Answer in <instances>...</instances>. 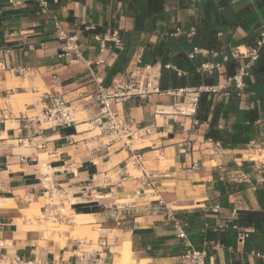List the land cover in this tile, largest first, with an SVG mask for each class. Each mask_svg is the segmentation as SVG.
<instances>
[{
	"label": "crops",
	"instance_id": "0c3cea01",
	"mask_svg": "<svg viewBox=\"0 0 264 264\" xmlns=\"http://www.w3.org/2000/svg\"><path fill=\"white\" fill-rule=\"evenodd\" d=\"M12 1L0 0V264H73L76 254L84 252L100 257L97 263L84 264H181L185 242L175 237L168 213L183 223L187 241L204 249L210 264H262L255 255L264 254L258 249V235L234 220L239 210H264L255 193L264 183L218 178L264 165V82L253 72L258 61L264 64V48L244 79L242 95L230 88L239 110L258 114L249 133L242 135L248 140L233 147L206 137L215 105L219 100L227 104L230 94H209L207 112L199 101L198 126L178 113L182 96L150 90L144 98L117 105L137 136V147L136 139L132 146L106 143L91 135L94 130H80L97 112L90 100L83 99L75 127L52 126L36 118L41 117L45 93L75 101L89 94L97 81L109 88L126 78L137 51L143 65L159 67L160 78V57L152 54L160 43L165 70L185 75L186 69L174 64L184 53L178 38L188 43L211 9L222 19L218 47L195 46L184 57L196 64L201 77L222 83L230 76L226 63L232 51L254 44L264 19V0H48V14H41L31 0ZM54 17L76 36L79 58L65 55ZM112 32L121 38V48L110 41L101 48L95 36ZM224 56L228 60L221 71H199L200 64L223 62ZM233 60L236 71L241 60ZM18 67L24 70L18 72ZM225 111L220 109L216 127L231 132L238 117L232 111L225 117ZM130 147L142 153L143 169L151 174L148 181L132 164ZM78 203H95L98 209L77 212L72 205ZM214 204L219 206L216 213L211 210ZM66 209L69 215L60 212ZM30 210L40 216L28 214ZM51 216L55 221L50 222ZM55 222L63 228L51 227ZM224 224L228 227H217ZM234 224L250 229L243 243L230 227Z\"/></svg>",
	"mask_w": 264,
	"mask_h": 264
},
{
	"label": "built area",
	"instance_id": "2783aa9c",
	"mask_svg": "<svg viewBox=\"0 0 264 264\" xmlns=\"http://www.w3.org/2000/svg\"><path fill=\"white\" fill-rule=\"evenodd\" d=\"M31 1L38 5L39 12L41 14L49 13L48 0ZM10 3L14 4L12 0H10ZM53 26L57 39L63 41L65 44V55H71L74 53L76 58H79L76 36L73 34H68L56 17L53 18ZM95 38L99 40L101 48H103L105 43L109 41L118 48H121L122 46L121 38L116 32H112L109 36L103 37L96 35ZM263 48L264 19H260L257 37L254 44L246 48L243 47L242 49L236 47L231 53L232 59L241 60V64L238 65L234 74L226 76L222 83L174 90H160L159 84L157 82L159 78V67L150 64H141L140 52L137 51L135 55V63L133 64V71L128 74L126 78L114 83L109 88L104 87L101 81H97L96 87L89 94H87L85 97H78L75 101L65 100L60 94L45 93L41 100L43 104L41 117L36 118V121L39 123L44 121L46 123H50L52 126L75 127L78 124V121L75 118L76 111L78 108L85 105L83 99L86 101L90 100L97 104L98 109L93 117L84 121L88 125L87 130L85 131L98 129V133H96L94 136L106 138V143L120 142L122 145L129 146L132 144V140L136 139L137 136L131 130L129 121L125 118L123 113L118 111L116 106L129 99L144 98L146 93L152 90L158 94L182 96L183 101L181 106L177 109L178 113L191 117L193 126H198L199 121L195 118V114L198 107L200 93L206 92L211 95L227 97L230 94V88L233 87L235 94L237 96H241L245 86L244 79L250 75L251 68L255 61L259 58L260 52ZM226 60H228V57L224 56L223 62L202 63L199 66V71L207 74H211L213 71H221ZM135 69H140L142 72H134ZM23 70V68L18 67V72H22ZM262 79L264 82V73L262 75ZM144 80H146V86L144 85ZM218 146L219 144L216 143V147ZM129 150L131 152L132 164L136 165L140 169L144 179L148 181L151 174L149 171H145L143 169L142 153L137 148L130 147ZM195 166L196 162L194 161L191 165V169L195 168ZM251 168V172L239 170L237 172H232L227 177L221 174L218 179L228 183L245 182L252 184L253 181L255 183H264V165H255ZM218 209V204H214L211 208L213 213L218 212ZM167 216L172 221L175 237L185 242V250L180 255V263L210 264L206 261V251L204 249L194 248L187 241V234L185 232L183 223L176 219L171 213H168ZM217 227L222 228L228 226L224 224ZM230 227L236 231L237 241L239 243H243L245 238L248 236L250 229L242 228L235 224L231 225ZM75 252L76 250H74V253ZM255 255L259 257L262 260V264H264V254L256 252ZM76 256L77 260L73 264H84L87 261H93L97 263L100 260V257H97L92 252H84L81 255L76 254ZM16 261L17 263L20 262L19 259ZM32 264H41V260H36L32 262Z\"/></svg>",
	"mask_w": 264,
	"mask_h": 264
},
{
	"label": "trees",
	"instance_id": "16d2710c",
	"mask_svg": "<svg viewBox=\"0 0 264 264\" xmlns=\"http://www.w3.org/2000/svg\"><path fill=\"white\" fill-rule=\"evenodd\" d=\"M211 13H206L204 19L200 26L196 27V33L187 43L184 37L178 38L179 42H182L183 52L192 51L193 47H204L207 49H214L218 47L216 41V32L217 27L222 24V19L219 18L217 12L214 9L210 10ZM184 53L180 54L183 58L174 61L176 67L181 69H186V74L177 76L171 70H165L164 66L166 64V59L162 55L164 54V47L162 44H158L152 50V54L159 56L160 64L162 69H164L159 78V88H175L177 85L181 87L191 86L198 87L203 85H213V77H201V75L196 71L194 62H189L185 59ZM141 64L143 62L141 61ZM237 62L233 59H229L226 63L227 75L234 74L235 67ZM116 68V67H114ZM253 72L259 76H262L264 73V64L259 61L253 67ZM209 94L206 92H201L199 95L200 106L206 112L208 111L209 105L205 106V100ZM235 96L233 94L229 95V100L227 104H223V100H219L215 105V110L213 111V117L210 125V129L206 132V137L213 140H219L222 147H233L242 141L248 140V137H242V135L248 134L251 125L258 118L256 110H239L235 106ZM210 104V103H209ZM224 107L225 113L224 116H227L228 111H232L237 114V121L234 127V130L228 132L227 130H221L216 127V120L220 113V109ZM200 116V118H202ZM241 141V142H240ZM256 197L260 205H264V189L256 188ZM72 207L77 212H94L98 209V206L95 203H78L73 204ZM238 217L234 220V223L245 226L252 227L254 234H257L259 237L258 240V249L264 252V210L262 211H252V210H239L237 212ZM211 237V236H209Z\"/></svg>",
	"mask_w": 264,
	"mask_h": 264
},
{
	"label": "rangeland",
	"instance_id": "374dc122",
	"mask_svg": "<svg viewBox=\"0 0 264 264\" xmlns=\"http://www.w3.org/2000/svg\"><path fill=\"white\" fill-rule=\"evenodd\" d=\"M242 49V48H241ZM75 118H80V115H79V113H78V111H76V113H75ZM50 124V123H49ZM88 127V125H81L80 127H79V129L80 130H86V128ZM78 129V128H77ZM96 133H98V129H94V131L91 133V135H93V134H96ZM104 141L106 140V138H104L103 139ZM139 145V143H138V140L136 139L135 141H134V147H137ZM134 174H136V173H134ZM55 202V201H54ZM60 212L62 213V214H64V215H69V211H68V209H66V210H60ZM31 213H33V214H35V215H38V216H40V213H38V212H34V211H32ZM28 216H31V215H28ZM52 217V216H51ZM53 221H55V220H53V217L50 219V222H53ZM51 227H54V228H59V229H62L63 228V226H60V225H57L56 224V222H55V225H50ZM132 264H134V263H132Z\"/></svg>",
	"mask_w": 264,
	"mask_h": 264
},
{
	"label": "bare ground",
	"instance_id": "6f19581e",
	"mask_svg": "<svg viewBox=\"0 0 264 264\" xmlns=\"http://www.w3.org/2000/svg\"><path fill=\"white\" fill-rule=\"evenodd\" d=\"M76 120H77V118H76ZM33 210H34V209H33ZM31 212H32V210H30L28 214H30ZM38 213H39V212H38ZM31 215H32V214H31ZM33 215H34V214H33ZM38 215H39V214H38Z\"/></svg>",
	"mask_w": 264,
	"mask_h": 264
}]
</instances>
